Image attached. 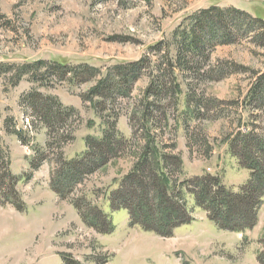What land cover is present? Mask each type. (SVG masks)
Returning a JSON list of instances; mask_svg holds the SVG:
<instances>
[{
    "label": "rangeland",
    "instance_id": "374dc122",
    "mask_svg": "<svg viewBox=\"0 0 264 264\" xmlns=\"http://www.w3.org/2000/svg\"><path fill=\"white\" fill-rule=\"evenodd\" d=\"M256 17L264 0H0V176L9 162L20 196L2 180L0 264H264V194L252 227L235 232L185 185L212 176L241 194L253 177L238 155L247 142L264 173ZM194 31L197 52L187 43ZM106 135L114 152L96 165L89 143ZM145 155L146 176L169 177L168 198L193 219L171 236L112 209ZM99 211L113 232L85 222Z\"/></svg>",
    "mask_w": 264,
    "mask_h": 264
},
{
    "label": "trees",
    "instance_id": "16d2710c",
    "mask_svg": "<svg viewBox=\"0 0 264 264\" xmlns=\"http://www.w3.org/2000/svg\"><path fill=\"white\" fill-rule=\"evenodd\" d=\"M206 18H212V12L206 13L205 16L199 18L197 26L203 28L202 24L205 23ZM256 20L259 23H264L263 18L256 17ZM193 33L194 35H191L187 43H189L188 46L191 51L197 52L199 51L198 40L195 36V31ZM49 117L51 116H47V118ZM236 143L233 145L234 153H236ZM91 145L92 143H89L90 155H94L96 165L105 164L114 152V145L109 135H106L103 141L96 142L93 146ZM242 151V155H238L244 163H247V167L253 171V177L247 185H244L241 194H234L222 184L219 178L212 176L197 177L185 184L187 185L186 191L195 197L196 203L200 208L208 212L211 221L222 229L235 232H244L252 227L257 218L260 205L259 199L264 194V173L261 172L260 159L256 156L258 148H252L247 142ZM89 159L90 157H87L86 161L92 162V158ZM164 161L166 167L173 165L170 161H175L177 166H182L181 160L177 158H165ZM76 164H81L77 168L81 167L82 164L84 165L83 162L71 163L69 170L73 171V175H75L76 169L74 166H77ZM5 165L6 171L4 176H0V184L5 180L9 190H11L10 193L14 197L20 198L16 190L17 178L9 171V162H5ZM148 165V158L145 155L142 163L138 166L137 172L126 179L125 183L131 187V190H125L123 187L116 192L115 195L118 197L117 199H112V209L120 210L125 208L130 211L133 222L143 225L147 231H153L162 236H171L177 228L190 224L193 219L184 204L181 206L179 203L174 202L172 198L171 200L168 198L167 193L171 190L172 184L169 177L164 175L158 179L154 175L153 177L152 175L146 176L149 171ZM85 166L88 167L89 165ZM258 172H260V175ZM67 178H69L68 181L70 182L74 181L73 176H67ZM151 178H153L154 183L158 187V190H156L157 196L153 197L154 199L150 198L149 194L143 193L144 190L148 189L149 183L147 184V181ZM55 189L58 193H61L57 188ZM76 207L80 210L79 205H76ZM17 209L23 211L24 205L20 203ZM84 219L88 225L100 233L109 234L114 230L110 218L100 211L97 214L86 215ZM64 264L76 263L69 260V262Z\"/></svg>",
    "mask_w": 264,
    "mask_h": 264
},
{
    "label": "bare ground",
    "instance_id": "6f19581e",
    "mask_svg": "<svg viewBox=\"0 0 264 264\" xmlns=\"http://www.w3.org/2000/svg\"><path fill=\"white\" fill-rule=\"evenodd\" d=\"M155 249H156V248H155ZM158 249L160 250L161 248H158ZM159 250H158V251H159Z\"/></svg>",
    "mask_w": 264,
    "mask_h": 264
}]
</instances>
